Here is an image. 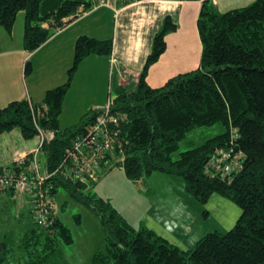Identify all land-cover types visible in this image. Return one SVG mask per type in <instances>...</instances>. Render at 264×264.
Segmentation results:
<instances>
[{"label": "trees", "instance_id": "1", "mask_svg": "<svg viewBox=\"0 0 264 264\" xmlns=\"http://www.w3.org/2000/svg\"><path fill=\"white\" fill-rule=\"evenodd\" d=\"M79 8L91 9V0H0V27L10 34L22 11L23 48L33 52L76 18ZM174 29L172 19L166 17L153 37L135 88L128 91L121 86L114 92L110 116L116 123L107 126L115 146L103 158L101 168L109 172L121 167L126 178L136 183L155 172L180 177L184 192L200 205L213 195L235 204L240 216L233 227L226 233H207L193 249L183 250L145 225L132 227L109 203L89 192L92 184L69 182L57 172L47 186H52L55 198L62 187L98 217L105 245L92 255L91 264H264V0L225 13L203 3L197 19L198 68L151 88L145 81L148 69L164 52L165 35ZM110 53V40L78 37L66 81L47 90L39 104L25 99L0 108V134L19 129L24 140H31L39 131L52 133L41 144L40 158L48 174L55 172L76 138L101 114V108L89 110L73 128L60 129L63 102L77 68L91 56ZM32 72L27 61L25 77ZM216 124L222 126L220 134L172 158L189 132ZM219 151L232 165L240 166L230 176L205 172ZM13 167L14 162L0 170ZM207 214L202 210L203 216ZM22 239L26 246L29 241L34 245L28 264L49 263L58 242L72 243L59 218L46 229H30Z\"/></svg>", "mask_w": 264, "mask_h": 264}, {"label": "crops", "instance_id": "2", "mask_svg": "<svg viewBox=\"0 0 264 264\" xmlns=\"http://www.w3.org/2000/svg\"><path fill=\"white\" fill-rule=\"evenodd\" d=\"M253 1L139 0L125 3L117 0L112 8L98 7L83 11L61 29L54 31L51 37L33 52L24 50L23 33L19 36L17 44H14L13 31L8 34L0 27V108L12 101L25 99L33 104H39L47 90L63 84L72 65L75 41L80 36L110 40L111 53L107 57L91 56L79 64L65 96L60 116L76 113L79 120L88 110L102 108L112 97V93L119 87H124L125 78L129 79L127 81L129 83L125 85L126 90L129 91L131 83L136 85L137 77L151 52L153 37L161 28L163 20L169 17L175 24V29L165 35V50L149 67L145 78L151 88H160L170 78L198 68L201 42L197 31V19L203 3L212 6L219 13H225L246 7ZM27 61L32 64L33 72L25 77L24 64ZM96 73L101 76V87L89 82L90 77ZM97 89L98 91L101 89V93L97 94ZM73 91H76L74 99L86 102L81 112L74 111V108L80 107L79 104L70 103ZM88 96L91 98H87ZM43 135L47 141L53 136L50 132ZM35 138L39 139V136ZM39 143L40 139L28 149L16 152L10 165L18 156L35 150ZM139 182L135 184L142 183L141 180ZM3 193L12 194L11 191ZM212 202L216 205L213 214L217 215L218 212L224 211L221 215V224L231 229L240 216L239 208L218 195L211 196L208 206ZM158 211L156 215L149 213L150 216L147 215L144 225L183 250L193 249L194 247H191L196 244L194 240L197 242L200 239H192L195 236L194 230L188 227L189 232L186 231L184 223L182 230L179 228L176 230V227H172L173 224L169 227L167 224L173 223L176 216H167L163 210Z\"/></svg>", "mask_w": 264, "mask_h": 264}, {"label": "rangeland", "instance_id": "3", "mask_svg": "<svg viewBox=\"0 0 264 264\" xmlns=\"http://www.w3.org/2000/svg\"><path fill=\"white\" fill-rule=\"evenodd\" d=\"M83 11V8H79L77 14ZM23 22L24 13L20 11L12 29L14 44H17L19 36L23 33ZM128 80V78L124 79V88L129 83ZM89 82L94 86L101 87V76L99 77L96 73L90 77ZM134 88L135 85L131 83L128 89L132 91ZM99 92L101 93V89L100 91L97 89V94ZM85 94L87 95V92ZM111 96L113 97L110 99L114 98V93ZM75 97L76 91H73L70 103L79 104L80 107L74 108V111L81 112L82 106H85L86 102L82 99H74ZM87 98L91 97L88 96ZM80 119L78 120L76 113L62 115L59 117L60 129L73 128ZM222 131V126L219 124L192 130L179 143V148L172 155V158L177 159L181 152L201 145L205 140L220 134ZM38 141V138L24 140L19 129L0 134V168L10 166V161L16 152L28 149ZM88 187L90 193L109 203L135 228L145 224L147 215L150 216L153 213L156 215L158 210H163L167 216H176L173 223L167 225L170 227V224H173L172 227H176V230L178 228L182 230L184 229L182 223H184L186 231H188V227L194 230L195 236L192 239H199L212 231L226 233L229 230L221 224V215L224 211L214 215L213 208L216 205L212 202L208 206L211 198L204 206L197 203L184 192V183L180 177L155 172L144 177L140 185H136L134 181L126 178L121 167H115L109 172H102L97 183L88 185ZM13 194L0 192V264H25L27 255L33 250L34 245L32 241H29V246H26L22 237L30 229H38V226L31 219L30 209L28 210L27 196L15 191ZM12 195L15 201L11 199ZM214 196L217 195L212 197ZM54 202V219L59 218L69 230L72 243L58 242L55 247L56 255L53 259H48L49 263L91 264L92 255L95 252L103 251L105 245L103 228L98 217L85 205H81L70 198L62 187L58 188ZM60 205H63L62 209ZM202 210L209 212L207 217L202 215ZM78 215L79 218L77 219L76 216ZM194 243H196L195 240ZM38 249H41V246H38ZM49 263L46 262L45 264Z\"/></svg>", "mask_w": 264, "mask_h": 264}, {"label": "built area", "instance_id": "4", "mask_svg": "<svg viewBox=\"0 0 264 264\" xmlns=\"http://www.w3.org/2000/svg\"><path fill=\"white\" fill-rule=\"evenodd\" d=\"M117 0H91L92 9L98 7L112 8ZM125 3L139 0H121ZM81 14V13H80ZM80 14H77L80 15ZM112 99H108L101 114L94 120L83 133L73 142L72 150L60 163L55 172L47 173L45 164L40 158V147L47 140L39 131V146L27 154L15 159L12 169L0 170V190H14L25 194L29 200L31 219L37 226L46 229L54 220L55 202L52 186H47V181L55 173H60L65 180L76 183L93 184L98 180L102 171V160L113 153L115 141L113 134L108 130V123H116L110 116ZM49 141V140H48ZM210 165V166H209ZM240 166L232 165L228 156L222 151L218 152L216 159L212 158L205 168V172L221 177L230 176ZM61 170L63 172L61 173Z\"/></svg>", "mask_w": 264, "mask_h": 264}, {"label": "water", "instance_id": "5", "mask_svg": "<svg viewBox=\"0 0 264 264\" xmlns=\"http://www.w3.org/2000/svg\"><path fill=\"white\" fill-rule=\"evenodd\" d=\"M143 191H145V190L143 189Z\"/></svg>", "mask_w": 264, "mask_h": 264}]
</instances>
